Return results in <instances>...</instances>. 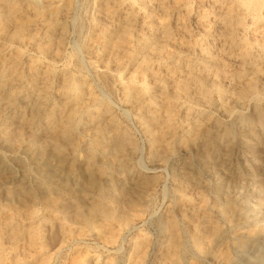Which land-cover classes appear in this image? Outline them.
<instances>
[{
    "label": "bare ground",
    "instance_id": "bare-ground-1",
    "mask_svg": "<svg viewBox=\"0 0 264 264\" xmlns=\"http://www.w3.org/2000/svg\"><path fill=\"white\" fill-rule=\"evenodd\" d=\"M98 3L86 60L134 116L150 159L161 164L196 152L209 169L236 183L243 172L235 159L245 149L255 159L245 167L262 165L263 178L253 171L243 178L264 191V0ZM67 16L59 0H0V144L39 164L32 185L16 182L0 156V264H48L44 228L57 227L62 244L88 233L114 242L139 218L130 202L145 200L158 182L129 171L135 144L116 131L110 105L80 73L81 61H73L75 68L57 66ZM245 104L250 115L236 110ZM192 178L195 184L183 186L172 177L186 238L179 221L165 215L161 264H201L183 259L185 246L196 258L232 264L234 248L213 215L231 226L249 218L244 221L232 197L223 204L208 201ZM215 189L220 193L219 185ZM37 200L46 205L43 217L33 208ZM68 214L78 227L65 222ZM262 231L264 222H253L233 239ZM145 243L141 237L132 264H145ZM82 254L73 264L97 263L96 254Z\"/></svg>",
    "mask_w": 264,
    "mask_h": 264
},
{
    "label": "rangeland",
    "instance_id": "rangeland-1",
    "mask_svg": "<svg viewBox=\"0 0 264 264\" xmlns=\"http://www.w3.org/2000/svg\"><path fill=\"white\" fill-rule=\"evenodd\" d=\"M37 1L39 2V0H36V2ZM98 1L99 0H59V5L65 7L68 16L64 26L65 39L61 47V58L57 62V66L63 67L70 65L74 67L73 61H75V59L81 61L80 73L84 74V77L92 84V87L99 94V96L102 99L104 98L103 100L110 105V112L114 116L117 125L116 131L124 130L128 138L131 139V142L135 144L134 152H137L131 157L132 160L130 161V168L128 167L129 171H137L141 173L146 180L148 178H154L157 179L158 182L152 186L151 190H149L148 196L145 200H134L133 202H130L139 210L138 213L140 214V219L138 218L139 220H135L131 225L122 229L120 236L114 242L106 241L103 237H101V234L93 236L88 233V235H85L84 237L75 239L71 238L62 244V237L58 234L59 231L57 227H52L53 229L44 228L42 244L45 251L49 252L47 253L49 254L48 264H73L75 258L81 257L83 255L82 253L85 255L96 254L94 256L96 261L98 260L96 264H105L107 260H112L114 264H132V260H134L136 257L135 255L138 254V247L136 244L139 242L141 237L146 238L145 244H147L143 245V248L146 250L145 264H161V255L163 254L164 248L167 244V237L164 230L165 215L169 214L174 217L177 222L179 221L178 224L182 237L184 239L186 238V227L183 226L185 224H183L182 219L174 209L177 198L175 195L174 183L172 182L173 176L176 177L178 182L180 180L179 183L183 182L181 183L183 186L195 184L193 183L194 179L192 177L196 176L199 181L197 183L198 185L196 184L197 188L199 191L200 189L202 190L201 192L208 198V201L210 200V202L216 201L219 204H223L226 203L225 201L228 197H232L231 199H234V202L242 207L243 213H245L243 216L244 221L249 218L246 222H242L241 219L239 224L231 226L222 218L213 215V219L223 229H225V236L232 246L231 248H234L232 251L234 262L232 264H264V231L257 233L250 238L248 236H239L237 237L238 240L233 239L235 238V232L237 229L244 226L248 227V225L253 222L259 225L264 222V191H260L252 180L243 178L244 176L246 177L250 171H253L254 178L262 179V165H258L256 168L260 169L259 172L256 171V169H248L245 166L249 164V162L253 163L255 159H253V156L247 150L238 149L239 155L237 154V156L239 157H236L235 159V162L237 163L235 166H238L241 169L243 177L237 178V181H235L236 183H234L232 182V179L227 178L223 173L218 171V168L216 170L209 169L208 164H205L201 159H199L196 152H190L189 154L177 153L167 162L161 164L150 159L148 156V144L146 137L140 129L134 116L119 102L116 94L112 93L108 85L105 84L106 82L102 79H98L100 77L86 60L84 47L89 44L90 41L92 33L91 25L97 17L96 11H98ZM25 101L26 99L21 101L19 105L24 107ZM250 107L251 106L249 104H245L242 107H237L236 110L241 111L245 115H250ZM250 120L255 122L253 118H250ZM81 137L82 138L80 139L82 141L87 140V138H84L83 136ZM82 155V152H78L76 155L77 160L82 158ZM0 156L3 157L6 164L5 169L13 175L16 182L23 179V181H26L28 184H33L39 164H35L30 155L23 151L12 152L0 144ZM217 160V156H215L214 161L216 164H218L216 162ZM216 166L217 165H215V167ZM184 168L187 169L188 173L186 172L184 174ZM189 174H193L191 178L186 177ZM58 175L59 177H62L63 172H59ZM183 175L186 176L184 177ZM68 178H70V180H77L71 175ZM216 185L220 186V193L216 192ZM35 202L33 208H36L35 210L39 217H43L47 213L46 205L40 200H37L36 203ZM127 205L128 203L125 204V206ZM251 218L253 220H251ZM257 219L260 222H257ZM65 222L74 228L79 225L78 222L75 221L69 214L65 217ZM234 242H236V244ZM51 244H53V246ZM189 249L190 247L185 246L186 254H184L183 259H185L186 262L193 260L201 264H212L208 259L199 257L196 258ZM74 252H77V256Z\"/></svg>",
    "mask_w": 264,
    "mask_h": 264
}]
</instances>
